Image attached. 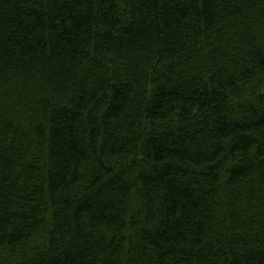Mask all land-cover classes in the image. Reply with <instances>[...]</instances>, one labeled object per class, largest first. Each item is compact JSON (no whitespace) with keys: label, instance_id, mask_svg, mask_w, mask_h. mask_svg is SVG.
<instances>
[{"label":"trees","instance_id":"trees-1","mask_svg":"<svg viewBox=\"0 0 264 264\" xmlns=\"http://www.w3.org/2000/svg\"><path fill=\"white\" fill-rule=\"evenodd\" d=\"M0 264H264V0H0Z\"/></svg>","mask_w":264,"mask_h":264}]
</instances>
